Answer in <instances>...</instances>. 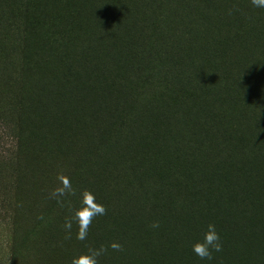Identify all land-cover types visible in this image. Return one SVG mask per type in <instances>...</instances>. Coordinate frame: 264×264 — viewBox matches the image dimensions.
Segmentation results:
<instances>
[{"label": "rangeland", "instance_id": "1", "mask_svg": "<svg viewBox=\"0 0 264 264\" xmlns=\"http://www.w3.org/2000/svg\"><path fill=\"white\" fill-rule=\"evenodd\" d=\"M169 1L132 0L128 20L145 29L153 3L164 15ZM176 1L174 16L194 23L186 50L207 51L200 67L168 60L144 77L135 51L133 90L124 93L118 79L128 65L108 81V54H120L113 33L124 27L128 0H0V264H72L101 246L98 264H264V120L246 108L264 91V48H255L264 8ZM61 83L65 107L54 121L46 112L56 110L49 102ZM224 83L226 93L210 101ZM223 134L251 150L233 158L215 147L210 158L213 137ZM61 176L73 193L57 203ZM86 190L105 214L81 241L78 224L71 232L64 224ZM209 223L222 241L211 261L192 252Z\"/></svg>", "mask_w": 264, "mask_h": 264}, {"label": "trees", "instance_id": "2", "mask_svg": "<svg viewBox=\"0 0 264 264\" xmlns=\"http://www.w3.org/2000/svg\"><path fill=\"white\" fill-rule=\"evenodd\" d=\"M87 1L89 0H86V2ZM131 1L132 0H128V3L126 4L128 6L127 7L122 6L121 10L119 11L118 20H122L124 22V27L120 30H116L113 34L115 36V39L118 41V43H120V54H115V55L108 54V81L111 80V75L119 72H123L121 71V66L126 63L128 65V74H126L123 78L120 77L118 79L119 87H121L120 89L122 90L123 88H125V90H123L124 93L126 91L129 92L130 90H133V84L135 82L133 75L135 51L143 54L142 58H143L144 77H146L148 73H152L154 75L160 73V71L163 70V67L167 65L168 60H169V67L171 62L177 60L182 64L183 70L190 71L192 68L197 70L200 67L201 61L203 60V57L207 53V51L195 50L197 47L193 48L192 46H189L190 49L186 50L185 47L186 42L187 40H189V37L194 34V23H192V21L189 23L180 17L174 16L175 15L174 9L178 7V4L180 2L176 1V5H175L173 0L169 1L170 10L164 9L165 10L164 15L158 14V9H159L158 2L153 3L152 6L154 7V11L150 10L149 16L145 15L146 19H145V29H144L141 28L140 25L136 24L135 22L130 23L128 20L127 16L130 15L129 5ZM80 3L81 0H69L68 5L69 7H72ZM94 5H88L85 8L86 9L93 8ZM251 7L252 5L248 6L249 11L245 9L246 13L247 12L253 13L255 9H252ZM134 15L135 16L138 15L137 7L134 11ZM125 17H127V19H124ZM173 26H175V28H173ZM178 26H179V31H178ZM108 37H110L109 33H108ZM263 42L264 41L262 42L259 41L258 45H255V48L259 50L261 45L264 48ZM232 50H234V47L232 48ZM232 50H230V53L232 52ZM129 52L133 53V55L130 56L129 59H127L125 56ZM182 52L185 53L186 55L185 56L181 55ZM184 57L186 60L185 63H182L181 60ZM255 57L259 58L258 55H256ZM90 58H92V55H90ZM190 62H193V65L190 66L189 65ZM169 67H167L166 72L169 71L173 72V69ZM232 69H234V67H232ZM252 75L253 72L250 74V78L252 77ZM144 80L147 81L146 78H144ZM260 81L262 82V84H264L263 71H260ZM227 85L228 84L225 83L220 84L219 87L217 88L215 87L211 91H209V94H207L206 96L209 97L210 101H216L217 96L219 98L221 95L226 93V91L229 88L226 87ZM261 87H263V85ZM134 88H136V86H134ZM220 91L221 93L219 95ZM257 95H259V93H257ZM260 95H262V100L259 103L247 102L246 108L248 111H252V112L256 110L257 111L256 117L260 118L258 119V121L262 124V121L264 120L263 90L260 92ZM56 96L57 97L55 100L52 99L49 102L57 106L56 110L51 113L46 112V114L49 115L48 117H51L52 120L54 121H57L59 119L61 114V109L65 107L62 106L63 105L62 83L60 84V89L56 94ZM139 97L140 96L134 98V100H137ZM113 109L114 108L112 107V110ZM210 120H211L210 127L216 129L215 132L216 134L219 133L218 130L220 125L215 124L214 120L212 119ZM212 140H213L212 145H214V147H211L210 151L208 152L209 157L212 159L217 158V153H216L217 149L215 147H218L220 150H222V146H223V150L226 151L227 157H233V158L235 152L245 153L246 150H251V148H249L251 145L242 142L238 138H232L227 134H223L218 138L214 136ZM192 142L193 140H190V143ZM198 154L199 153H196V155Z\"/></svg>", "mask_w": 264, "mask_h": 264}, {"label": "clouds", "instance_id": "3", "mask_svg": "<svg viewBox=\"0 0 264 264\" xmlns=\"http://www.w3.org/2000/svg\"><path fill=\"white\" fill-rule=\"evenodd\" d=\"M252 4L255 7L264 8V0H252ZM61 186L56 188L52 192V197L57 199V203H60V198L65 197L66 194H72V185L68 178L61 176L59 177ZM105 214V208L102 204L95 202V196L89 191L82 193L81 206L74 211L72 219H67L64 224V228L71 232L73 220L78 224V232L76 238L78 240H85L88 235L89 225L93 219L97 216ZM152 227H158V224L154 223ZM111 247L115 250H120V245L113 243ZM222 250V241L219 233L217 232L216 226L209 223L203 232L201 240L196 241L192 244V252L198 256L201 260H212L213 252H220ZM106 251L101 246L99 249H89L85 254H81L74 257L72 264H98V258Z\"/></svg>", "mask_w": 264, "mask_h": 264}]
</instances>
